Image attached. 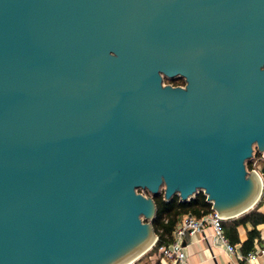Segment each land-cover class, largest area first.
Listing matches in <instances>:
<instances>
[{
    "label": "water",
    "instance_id": "1",
    "mask_svg": "<svg viewBox=\"0 0 264 264\" xmlns=\"http://www.w3.org/2000/svg\"><path fill=\"white\" fill-rule=\"evenodd\" d=\"M256 152L264 0H0V264H133L157 195L254 208Z\"/></svg>",
    "mask_w": 264,
    "mask_h": 264
},
{
    "label": "trees",
    "instance_id": "2",
    "mask_svg": "<svg viewBox=\"0 0 264 264\" xmlns=\"http://www.w3.org/2000/svg\"><path fill=\"white\" fill-rule=\"evenodd\" d=\"M185 80V79H184ZM256 156L262 159L260 152L256 153ZM264 162V158L262 159ZM264 194V192H263ZM157 204V214L153 220V226L156 228L158 239L153 246V251H157L160 246L167 245L172 239V232L176 227L177 222L181 219L183 214L192 213L197 217H200L206 213H209L212 208V203L208 200L207 194L200 190V192L189 200H180L179 195H175L169 200L164 199V193L155 196ZM259 202L250 209V211L233 219H227L223 221L225 235L233 245H240L243 253H248L255 247V238L259 237L260 231L257 225L264 222V212L259 209ZM252 223L254 226L248 232V237L245 241H240L238 225L240 223ZM133 264H163L161 260L157 259L151 263H140L135 261Z\"/></svg>",
    "mask_w": 264,
    "mask_h": 264
},
{
    "label": "built area",
    "instance_id": "3",
    "mask_svg": "<svg viewBox=\"0 0 264 264\" xmlns=\"http://www.w3.org/2000/svg\"><path fill=\"white\" fill-rule=\"evenodd\" d=\"M256 153L251 159L256 157ZM253 169L259 172L257 165L254 166ZM211 208L212 210L209 213L200 217H197L192 213L183 214L172 232L171 241L167 243V245L160 246L158 248V252L155 253L157 255V259L161 260L163 264H191L185 249V245L187 244L186 239L190 236V234L203 229L205 224L212 225L214 229V238L223 244L230 254H236L240 264H254L259 256H264L263 244L257 245L245 254L241 250L240 245H233L230 241H228L225 235L223 221L229 218L217 214V211L213 208V206H211Z\"/></svg>",
    "mask_w": 264,
    "mask_h": 264
},
{
    "label": "crops",
    "instance_id": "4",
    "mask_svg": "<svg viewBox=\"0 0 264 264\" xmlns=\"http://www.w3.org/2000/svg\"><path fill=\"white\" fill-rule=\"evenodd\" d=\"M257 168L262 174L264 182V162H262V160L257 159ZM259 207V209L264 212V194L259 201ZM236 217L238 216H233V218ZM253 226L251 222L246 224L240 223L238 225L240 241H245L247 239L248 232ZM257 228L260 231V235L254 239L255 247L259 244L264 245V222L259 223ZM186 242L185 249L191 264H240L236 254H230L225 246L214 238V229L210 224H205L203 229L190 234ZM151 260H153V262L157 260V255L155 253L151 255ZM254 264H264V256H259Z\"/></svg>",
    "mask_w": 264,
    "mask_h": 264
},
{
    "label": "rangeland",
    "instance_id": "5",
    "mask_svg": "<svg viewBox=\"0 0 264 264\" xmlns=\"http://www.w3.org/2000/svg\"><path fill=\"white\" fill-rule=\"evenodd\" d=\"M184 79L185 78L183 76H179V77H176V78H170V77L166 76L164 81L166 83H171L173 85H179V84L184 85L186 83ZM256 158L259 159V160H262L264 157L262 159H260V158H258V156H256L253 159H250L249 162H248V168L249 169H253L254 166L257 165V162H255V161H257ZM156 250L157 251H155V249H154V251H153V247L150 248V250L147 251L145 254H143L140 258H138L136 260V262L139 261V260H140V263H151V262H153V260H151V255H154V253L158 252V249H156Z\"/></svg>",
    "mask_w": 264,
    "mask_h": 264
}]
</instances>
